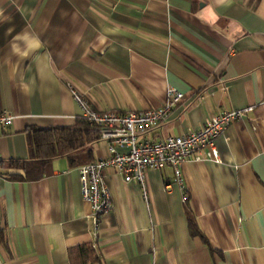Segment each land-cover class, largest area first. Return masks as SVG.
I'll return each mask as SVG.
<instances>
[{
	"label": "crops",
	"instance_id": "crops-1",
	"mask_svg": "<svg viewBox=\"0 0 264 264\" xmlns=\"http://www.w3.org/2000/svg\"><path fill=\"white\" fill-rule=\"evenodd\" d=\"M168 87L182 97L149 139L249 107L213 139L217 161L180 164V184L168 165L148 169L143 197L106 167L110 210L92 222L80 156H54L38 179L6 176L8 160L28 158L26 127L73 124L71 89L96 111L127 112L159 106ZM0 112L12 115L0 264H70L83 245L94 258L83 264H264V0H0ZM90 149L107 154L99 138Z\"/></svg>",
	"mask_w": 264,
	"mask_h": 264
},
{
	"label": "built area",
	"instance_id": "built-area-1",
	"mask_svg": "<svg viewBox=\"0 0 264 264\" xmlns=\"http://www.w3.org/2000/svg\"><path fill=\"white\" fill-rule=\"evenodd\" d=\"M70 94L79 108V114L96 127L97 136L104 141L107 154L83 163L77 168L80 196L89 204L92 222L110 210L111 202L102 179L106 167L118 173L124 182L134 181L145 197L144 173L168 165L172 179L180 184V164L187 159L202 158L218 160L213 139L223 128L241 118L249 107L220 110L206 117L200 127L187 130L181 135H168L159 139H149L148 131L164 119L182 94L166 88L159 106L141 110L115 112L96 111L73 89ZM12 115L0 112V130L9 125ZM183 202L185 197L182 196Z\"/></svg>",
	"mask_w": 264,
	"mask_h": 264
},
{
	"label": "trees",
	"instance_id": "trees-1",
	"mask_svg": "<svg viewBox=\"0 0 264 264\" xmlns=\"http://www.w3.org/2000/svg\"><path fill=\"white\" fill-rule=\"evenodd\" d=\"M24 135L28 158L6 162L5 166L12 169L11 172L6 173V176L10 179H38L42 176L44 166L51 158L65 151H67L65 156L69 162L79 156L83 159L82 164L92 161L90 144L98 138L95 125L87 122L80 114L74 117L72 125L45 128L26 127ZM186 223L190 235L198 234L195 223L191 218H187ZM75 249L76 252L74 253L71 250L68 251L70 264H83L93 258L89 246H77Z\"/></svg>",
	"mask_w": 264,
	"mask_h": 264
}]
</instances>
